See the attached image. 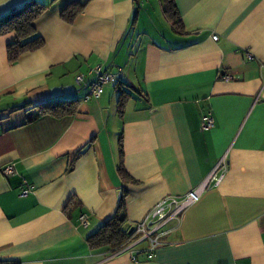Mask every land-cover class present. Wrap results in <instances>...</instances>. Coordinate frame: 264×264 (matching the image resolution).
I'll list each match as a JSON object with an SVG mask.
<instances>
[{"label":"crops","instance_id":"obj_1","mask_svg":"<svg viewBox=\"0 0 264 264\" xmlns=\"http://www.w3.org/2000/svg\"><path fill=\"white\" fill-rule=\"evenodd\" d=\"M28 1L46 8L33 23L44 46L10 63L15 35L0 37V169H16L0 174V262L264 264V0H173L179 33L162 0H0V17ZM72 3L80 13L67 22ZM96 65L122 70V116L114 83L84 100L75 77ZM70 100V116L39 115ZM208 114L214 126L202 131ZM221 160V184L169 223L153 256L145 241L123 253L90 247L117 213L129 232Z\"/></svg>","mask_w":264,"mask_h":264},{"label":"trees","instance_id":"obj_2","mask_svg":"<svg viewBox=\"0 0 264 264\" xmlns=\"http://www.w3.org/2000/svg\"><path fill=\"white\" fill-rule=\"evenodd\" d=\"M69 6H73L74 8L63 12L62 18L67 22H72L75 16L80 13V9L76 3H72ZM45 9V6L40 3L28 1L0 17V37L10 33L15 35V41L7 46V58L10 63L16 62L21 55L36 52L44 46V41L35 33L33 23L45 11ZM162 12L165 19L170 23L172 29L179 33L181 31V22L174 1L162 0ZM86 75L89 76L88 73ZM83 76L85 82L89 84L91 77L89 76L90 78L87 79L85 75ZM114 84L117 91L116 108L119 116H122L127 100L129 99V93H127L120 81L114 82ZM75 111V100L55 101L45 104L40 110L39 115L62 118L72 115ZM121 148L120 138V152L122 150ZM118 171L121 175L124 174L122 165H119ZM125 221V214L117 213L114 217L104 222L88 237L87 241L90 247L97 248L108 246L117 250L126 241L128 236V232L123 229ZM0 264L17 263L0 262Z\"/></svg>","mask_w":264,"mask_h":264},{"label":"built area","instance_id":"obj_3","mask_svg":"<svg viewBox=\"0 0 264 264\" xmlns=\"http://www.w3.org/2000/svg\"><path fill=\"white\" fill-rule=\"evenodd\" d=\"M214 41L217 36H213ZM88 75L91 77L89 84L84 80L83 75H78L75 82L78 86H85L88 88V93L85 95L84 100L88 101L91 98H98L103 93L106 85L120 81L123 78L121 69H116L111 73L103 70L100 66L92 67ZM228 80V77H223ZM214 126L213 117L208 114L201 120V130L208 131ZM227 172V165L224 160H221L209 177L204 180L193 190L186 193L183 197L177 198L173 196L161 199L153 209L147 213L139 222H137L128 233L126 241L118 248V252L123 253L129 250L134 245L145 241L147 243L144 249L148 256H153L154 253L163 246L162 238L168 234L167 227L171 222H179L182 218L184 211L191 205L195 204L202 193L211 187H217L223 181ZM0 174L3 177H10L16 174L14 165H6L0 169ZM31 192V188L25 183V188L21 192V196L25 197ZM79 225L86 227L88 220L86 215L79 217ZM131 261H136V257L131 254Z\"/></svg>","mask_w":264,"mask_h":264},{"label":"water","instance_id":"obj_4","mask_svg":"<svg viewBox=\"0 0 264 264\" xmlns=\"http://www.w3.org/2000/svg\"><path fill=\"white\" fill-rule=\"evenodd\" d=\"M128 233H131V230Z\"/></svg>","mask_w":264,"mask_h":264},{"label":"rangeland","instance_id":"obj_5","mask_svg":"<svg viewBox=\"0 0 264 264\" xmlns=\"http://www.w3.org/2000/svg\"><path fill=\"white\" fill-rule=\"evenodd\" d=\"M152 1H155V0H152ZM159 5V4H158ZM109 85V84H108Z\"/></svg>","mask_w":264,"mask_h":264}]
</instances>
